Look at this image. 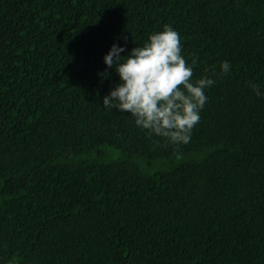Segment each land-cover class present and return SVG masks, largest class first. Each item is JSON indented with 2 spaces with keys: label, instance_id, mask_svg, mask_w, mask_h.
Masks as SVG:
<instances>
[{
  "label": "trees",
  "instance_id": "obj_1",
  "mask_svg": "<svg viewBox=\"0 0 264 264\" xmlns=\"http://www.w3.org/2000/svg\"><path fill=\"white\" fill-rule=\"evenodd\" d=\"M165 24L216 81L179 146L102 103L110 46ZM253 84L264 0H0V264H264Z\"/></svg>",
  "mask_w": 264,
  "mask_h": 264
},
{
  "label": "clouds",
  "instance_id": "obj_2",
  "mask_svg": "<svg viewBox=\"0 0 264 264\" xmlns=\"http://www.w3.org/2000/svg\"><path fill=\"white\" fill-rule=\"evenodd\" d=\"M125 49L126 44L114 42L103 56L107 67L100 75L107 77V69L118 75L102 98L103 108L130 114L138 127L173 145L188 143L207 102L206 89L215 79L207 75L193 78L199 58L191 62L185 58L180 34L171 25L150 33L142 45L126 53ZM220 69L228 73L231 62L222 61ZM251 87L257 96H264L258 85Z\"/></svg>",
  "mask_w": 264,
  "mask_h": 264
},
{
  "label": "rangeland",
  "instance_id": "obj_3",
  "mask_svg": "<svg viewBox=\"0 0 264 264\" xmlns=\"http://www.w3.org/2000/svg\"><path fill=\"white\" fill-rule=\"evenodd\" d=\"M110 152H111V154H112L113 156H117V155H119V153H120V151H119L118 149H115V148H112V149L110 150Z\"/></svg>",
  "mask_w": 264,
  "mask_h": 264
}]
</instances>
